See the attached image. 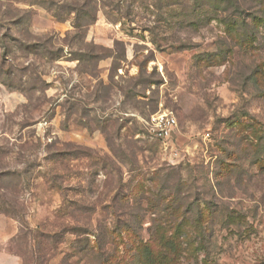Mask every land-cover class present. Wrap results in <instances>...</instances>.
Returning a JSON list of instances; mask_svg holds the SVG:
<instances>
[{"label":"rangeland","instance_id":"obj_1","mask_svg":"<svg viewBox=\"0 0 264 264\" xmlns=\"http://www.w3.org/2000/svg\"><path fill=\"white\" fill-rule=\"evenodd\" d=\"M236 2L0 0V264H101L110 228L125 264H264V0Z\"/></svg>","mask_w":264,"mask_h":264},{"label":"trees","instance_id":"obj_2","mask_svg":"<svg viewBox=\"0 0 264 264\" xmlns=\"http://www.w3.org/2000/svg\"><path fill=\"white\" fill-rule=\"evenodd\" d=\"M228 1V0H223ZM233 3H237L236 0H229ZM252 19H263L261 16L253 15ZM125 233L127 234L126 231H128V234L133 233L134 235V230L132 228H110L108 230V235H109V241L113 244V250L107 251L104 246L99 244V241L96 239V251L97 254L99 255L100 258V263L101 264H125L126 261H124V256L120 253L118 243H116V239H122V235ZM111 244V246H112ZM72 248L74 250H81L82 244L79 243V240L75 239L74 242H72ZM163 248L167 249V255H171L175 251V245L173 244L172 240H169V242H165L163 244ZM92 249V247H91ZM111 249V247H110ZM136 256L138 257V260L141 262V264H170V257L168 256H163L162 252H160L159 255L155 254L153 250H150L149 246L142 243L140 240L138 241L137 247H136Z\"/></svg>","mask_w":264,"mask_h":264},{"label":"built area","instance_id":"obj_3","mask_svg":"<svg viewBox=\"0 0 264 264\" xmlns=\"http://www.w3.org/2000/svg\"><path fill=\"white\" fill-rule=\"evenodd\" d=\"M147 128L154 138L169 143L176 134L177 120L168 111L159 110L150 115Z\"/></svg>","mask_w":264,"mask_h":264}]
</instances>
